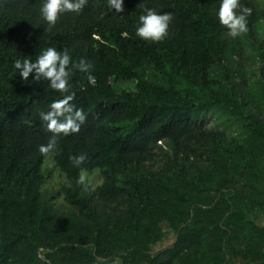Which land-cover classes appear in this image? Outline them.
Segmentation results:
<instances>
[{"label":"trees","instance_id":"16d2710c","mask_svg":"<svg viewBox=\"0 0 264 264\" xmlns=\"http://www.w3.org/2000/svg\"><path fill=\"white\" fill-rule=\"evenodd\" d=\"M219 2L87 0L50 27L42 0H0V264H264V0H240L252 14L235 38ZM146 9L172 14L161 41L136 35ZM48 47L71 57L78 132L47 130L63 95L14 68ZM96 170L98 187L77 183Z\"/></svg>","mask_w":264,"mask_h":264},{"label":"clouds","instance_id":"9594fccd","mask_svg":"<svg viewBox=\"0 0 264 264\" xmlns=\"http://www.w3.org/2000/svg\"><path fill=\"white\" fill-rule=\"evenodd\" d=\"M87 0H42L40 15L48 25L54 26L60 13L66 11L79 12ZM111 7L117 11H122L123 0H109ZM252 14V9L240 4V0H220L217 16L219 23L228 29L227 35L237 37L248 31L247 17ZM172 20L171 13H158L155 9H146L145 14L140 15L139 24L136 28V35L140 38L161 41L168 34L169 24ZM71 57L66 51H58L55 47H48L42 50L34 61L24 59L17 60L14 68L19 70V75L23 80H27L30 73L37 74L34 79L39 80L45 77L51 80V89L59 91L62 99L54 100L49 108L51 111L41 112V119L47 121V130L53 133L78 132L80 125L85 121L86 115L82 109H78L70 102L75 97V92H70V82L66 66L69 65ZM79 71L87 74L89 84H96V77L91 74L92 65L80 60L76 65ZM63 116V120L58 121L57 117ZM39 151L42 154L52 152V143L40 145ZM84 155L74 158L76 166L84 160ZM86 173L79 175L77 183L86 184Z\"/></svg>","mask_w":264,"mask_h":264},{"label":"rangeland","instance_id":"374dc122","mask_svg":"<svg viewBox=\"0 0 264 264\" xmlns=\"http://www.w3.org/2000/svg\"><path fill=\"white\" fill-rule=\"evenodd\" d=\"M206 122L208 123L210 127H218L222 130H226L228 133H234L236 131L233 124L226 122L224 120L221 121V119L216 115L208 116L206 118ZM46 162L47 163H46L45 169H46L47 176H48L47 188L56 189L60 186L61 183L64 182V179L58 175L59 171L53 162V156H48L46 158ZM82 173H86L87 178H88L86 182H88L89 185H91L93 188H96L101 184L102 178H101L100 170H96L95 172L96 174L95 173L90 174L88 172H82ZM172 241H173V235L170 234L164 239L163 242H161L160 244L154 247L153 249L154 252L161 251V250L168 248L171 245Z\"/></svg>","mask_w":264,"mask_h":264}]
</instances>
